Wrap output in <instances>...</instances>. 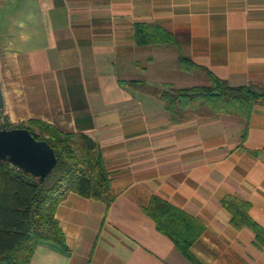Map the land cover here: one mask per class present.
Here are the masks:
<instances>
[{"label":"crops","instance_id":"crops-1","mask_svg":"<svg viewBox=\"0 0 264 264\" xmlns=\"http://www.w3.org/2000/svg\"><path fill=\"white\" fill-rule=\"evenodd\" d=\"M137 23L164 26L177 44H138ZM181 54L263 89L264 0H0L2 114L93 137L115 194L107 208L68 192L56 209L68 248L40 243L29 264H193L146 214L153 195L203 223L191 246L203 264H264L253 230L234 227L221 203L250 202L264 228V103L243 140L238 117L174 122L161 99L120 83L195 85L205 74L183 70Z\"/></svg>","mask_w":264,"mask_h":264},{"label":"trees","instance_id":"trees-1","mask_svg":"<svg viewBox=\"0 0 264 264\" xmlns=\"http://www.w3.org/2000/svg\"><path fill=\"white\" fill-rule=\"evenodd\" d=\"M135 39L140 45L177 44L172 33L157 23H137ZM179 62L185 71H202L207 82L186 87L169 83L159 87L143 79H124L120 83L161 99L174 122L194 117L214 120L221 114L238 117L246 121L244 140L254 105L264 103V88L232 84L182 54ZM14 127L27 128L35 138L46 140L57 157L44 180L0 160V264H29L40 243L68 248L56 217L57 206L68 192L102 201L107 208L115 194L100 144L87 133L66 131L38 118L13 123L0 110V128ZM221 203L231 213V224L252 229L255 244L264 248V228L250 216V202L227 195ZM144 210L187 260L203 264L191 250L204 231L199 219L157 195Z\"/></svg>","mask_w":264,"mask_h":264},{"label":"water","instance_id":"water-1","mask_svg":"<svg viewBox=\"0 0 264 264\" xmlns=\"http://www.w3.org/2000/svg\"><path fill=\"white\" fill-rule=\"evenodd\" d=\"M5 106L0 86V110ZM0 160L44 180L57 163L53 147L24 127L0 128Z\"/></svg>","mask_w":264,"mask_h":264},{"label":"rangeland","instance_id":"rangeland-1","mask_svg":"<svg viewBox=\"0 0 264 264\" xmlns=\"http://www.w3.org/2000/svg\"><path fill=\"white\" fill-rule=\"evenodd\" d=\"M206 76L201 74V73H196L191 77V82L196 83V84H204L207 82ZM203 82V83H202ZM17 123V122H16Z\"/></svg>","mask_w":264,"mask_h":264}]
</instances>
